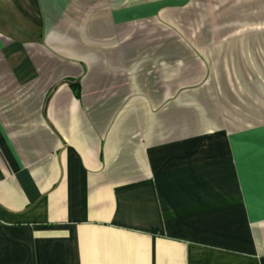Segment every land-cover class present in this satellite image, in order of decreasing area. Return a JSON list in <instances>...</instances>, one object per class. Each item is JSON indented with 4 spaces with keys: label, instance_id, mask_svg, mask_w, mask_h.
Returning <instances> with one entry per match:
<instances>
[{
    "label": "crops",
    "instance_id": "1",
    "mask_svg": "<svg viewBox=\"0 0 264 264\" xmlns=\"http://www.w3.org/2000/svg\"><path fill=\"white\" fill-rule=\"evenodd\" d=\"M0 264H264V0H0Z\"/></svg>",
    "mask_w": 264,
    "mask_h": 264
},
{
    "label": "rangeland",
    "instance_id": "2",
    "mask_svg": "<svg viewBox=\"0 0 264 264\" xmlns=\"http://www.w3.org/2000/svg\"><path fill=\"white\" fill-rule=\"evenodd\" d=\"M198 6L199 8L197 10V13L200 17L203 10L201 1H199ZM184 16V14H179V18L182 19L181 24L185 26V23L183 22ZM218 90L220 91V96L216 92L217 88H210V94L207 96H204V94L200 90L197 94L199 97L198 99H203V101H199L197 105H199L200 109L204 110L205 114L207 115L206 119H200V117H198L193 119L192 123H190V120H187L186 123L180 121V127L198 131L200 129H203L204 125L208 126L214 124L216 126H224L228 129H236L241 126L249 125L252 120L247 118L239 119L235 117V104L233 103L232 95L229 96L228 94H226L227 92L224 88H218Z\"/></svg>",
    "mask_w": 264,
    "mask_h": 264
}]
</instances>
